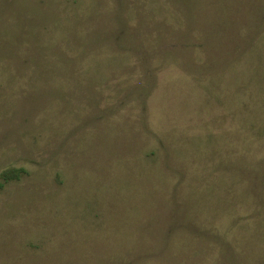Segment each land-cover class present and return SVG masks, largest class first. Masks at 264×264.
<instances>
[{
  "label": "rangeland",
  "instance_id": "1",
  "mask_svg": "<svg viewBox=\"0 0 264 264\" xmlns=\"http://www.w3.org/2000/svg\"><path fill=\"white\" fill-rule=\"evenodd\" d=\"M0 264H264V0H0Z\"/></svg>",
  "mask_w": 264,
  "mask_h": 264
},
{
  "label": "trees",
  "instance_id": "2",
  "mask_svg": "<svg viewBox=\"0 0 264 264\" xmlns=\"http://www.w3.org/2000/svg\"><path fill=\"white\" fill-rule=\"evenodd\" d=\"M18 169L17 170H13V171H4L2 173V178L5 180V181H9L11 178H18L19 174H18Z\"/></svg>",
  "mask_w": 264,
  "mask_h": 264
}]
</instances>
